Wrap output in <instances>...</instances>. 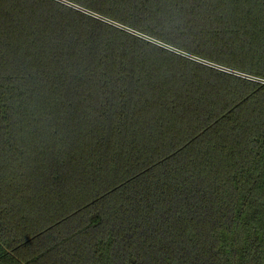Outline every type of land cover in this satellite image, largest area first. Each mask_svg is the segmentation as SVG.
<instances>
[{
  "label": "trees",
  "instance_id": "1",
  "mask_svg": "<svg viewBox=\"0 0 264 264\" xmlns=\"http://www.w3.org/2000/svg\"><path fill=\"white\" fill-rule=\"evenodd\" d=\"M126 28L264 77V0H0V264H264V82Z\"/></svg>",
  "mask_w": 264,
  "mask_h": 264
},
{
  "label": "built area",
  "instance_id": "2",
  "mask_svg": "<svg viewBox=\"0 0 264 264\" xmlns=\"http://www.w3.org/2000/svg\"><path fill=\"white\" fill-rule=\"evenodd\" d=\"M130 30H131L132 32L138 33L137 31H134V30L131 29V28H130ZM138 34L141 35V34H143V33H138ZM143 35H145V34H143ZM145 36L147 37V39L150 38V39H154V40L158 41L159 43L156 42V43H158V44H160V42H162L161 40H158V39H156V38L150 37V36H148V35H145ZM151 41H153V40H151ZM153 42H155V41H153ZM162 43H164V42H162ZM164 44H165V43H164ZM166 45H167V44H166ZM166 47H168L169 49H172V50H174V51H177V52H179V53H181V54H183V55H186V56H188V57H190V58H193V59H195V60H197V61H199V62H201V63L207 64V65H209V66H212V67H214V68H217V69L223 70V71H225V72H228V73H231V74H234V75H239V76H242V77H246V78H249V79H253V80H256V81L264 82V77H261V76H258V75H254V74H251V73H247V72H244V71L238 70V69H236V68H233V67H230V66H227V65H224V64L218 63V62H216V61H213V60H210V59H207V58H204V57H201V56H198V55L192 54V53L187 52V51H184V50H182V49H178L177 47H173V46H170V45H168V46H166Z\"/></svg>",
  "mask_w": 264,
  "mask_h": 264
},
{
  "label": "rangeland",
  "instance_id": "3",
  "mask_svg": "<svg viewBox=\"0 0 264 264\" xmlns=\"http://www.w3.org/2000/svg\"><path fill=\"white\" fill-rule=\"evenodd\" d=\"M97 16H99V15H97ZM99 17H101V18H103V19H105V17H102V16H99ZM105 20H107V18L105 19ZM107 21H110L109 19L107 20ZM110 22H112V23H115V24H117V25H121V24H119V23H117V22H115V21H110ZM122 26V25H121ZM127 30H130V29H128V28H126ZM142 36H144V37H146L145 35H143V34H141ZM147 38V37H146ZM148 39H150V38H148ZM150 40H153V41H155V42H158V41H156V40H154V39H150ZM159 43V42H158ZM160 45H162V46H168V45H166V44H164V43H162V42H160ZM168 48V47H167Z\"/></svg>",
  "mask_w": 264,
  "mask_h": 264
}]
</instances>
